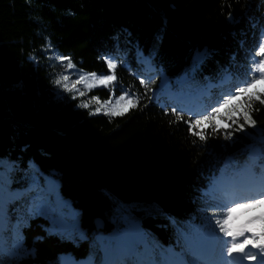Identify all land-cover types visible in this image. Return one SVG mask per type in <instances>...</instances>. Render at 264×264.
<instances>
[{
    "label": "trees",
    "instance_id": "16d2710c",
    "mask_svg": "<svg viewBox=\"0 0 264 264\" xmlns=\"http://www.w3.org/2000/svg\"><path fill=\"white\" fill-rule=\"evenodd\" d=\"M262 30L264 0H0V159L15 166L14 189L26 190L37 175L39 187L28 200L49 177L56 178L60 198L71 203L89 238L71 241L53 233L50 220L27 212V200L11 208L14 219L23 217L27 255L0 257V264H61L62 254L99 261L97 219L105 221L104 233L123 231L128 218L163 246L176 243L177 228L199 225L211 215L213 201L204 200L202 191L228 157L240 169L249 165L256 174L264 173V163L259 157L252 162L249 151L264 147L259 102L251 113L255 128L246 125L230 140L208 130V138L200 141L183 121L170 123L172 106L153 100L162 73L177 91L178 78L204 50L208 54L191 86L205 88L230 75L212 98L227 94L248 72ZM139 51L151 59L153 70L142 71ZM53 55L97 74L108 73L104 57L114 58L115 93H135L140 104L123 116L90 114L54 84L64 65L56 64ZM110 95L108 88H96L88 97L104 101ZM116 217L124 218L122 224Z\"/></svg>",
    "mask_w": 264,
    "mask_h": 264
},
{
    "label": "snow or ice",
    "instance_id": "6c2138e0",
    "mask_svg": "<svg viewBox=\"0 0 264 264\" xmlns=\"http://www.w3.org/2000/svg\"><path fill=\"white\" fill-rule=\"evenodd\" d=\"M50 48L51 45L49 44ZM207 50L197 51L193 58L192 71L207 56ZM259 58V59H257ZM55 59L64 66V72L76 69L71 75L61 73L54 84L63 91L73 93L72 98L84 97L97 87L108 88L111 95L101 101L98 96L82 100L77 106L90 108L98 105L90 114L103 111L109 117L123 116L129 109L137 108L140 97L135 93L122 89L121 94L115 95L116 68L114 58L104 57L108 68L107 74L86 72L77 69L71 58L56 55ZM235 59V58H233ZM185 74L184 80H187ZM140 83L148 91L150 85L141 80ZM155 83V81H153ZM180 83V81H178ZM83 86V90L79 86ZM167 87V81L162 85ZM176 100L171 107V115L175 123L183 121L189 134L205 141L208 135L223 133L226 140L232 139L234 132L245 131V126L255 128L256 121L252 117L254 103L264 106V30L260 38L254 42L251 52L250 68L241 81L227 94L218 97L215 102L207 106L193 107L184 103L183 93H170ZM151 99V97H149ZM114 100V103H113ZM146 106V105H145ZM258 111L259 109H255ZM187 113V118L185 114ZM166 114L167 111H166ZM242 121V122H241ZM261 143L264 144V132L261 133ZM250 160L255 162L259 157L264 163V147L249 149ZM14 164L0 159V257H15L27 252L23 246L20 227L23 217H17L15 224L11 223L8 215V205L27 192L36 190L40 181L37 175L31 177V183L24 191L11 189V172ZM233 174L229 175V169ZM241 172L250 173L249 165L240 169L234 165L232 157H228L219 176H213L209 184V192L213 202L209 204L211 215L205 216L199 225L188 224L177 228L176 247H164L148 234L142 232L135 222L125 218L127 227L117 230L108 237H100L99 243L103 249V259L100 264H264V174L252 176L248 181L241 182L238 177ZM47 188L30 197L27 212L33 215L49 216L53 230L66 231L71 234L77 225L73 219L71 224L66 222L68 216L75 217L73 212L60 209L66 205L57 198L55 205L44 198L45 191L54 190L55 182L46 180ZM175 223V220H173ZM2 264H7L3 261ZM62 264H96L93 256L83 261H75L70 257L62 258Z\"/></svg>",
    "mask_w": 264,
    "mask_h": 264
},
{
    "label": "rangeland",
    "instance_id": "374dc122",
    "mask_svg": "<svg viewBox=\"0 0 264 264\" xmlns=\"http://www.w3.org/2000/svg\"><path fill=\"white\" fill-rule=\"evenodd\" d=\"M55 56L56 55H53V58H54V60L56 61V64H61V62L60 61H58V60H56L55 59ZM62 65V64H61ZM64 66L66 65V61L64 62V64H63ZM197 69V68H196ZM196 69H195V71H192V68L188 71V78H187V81L189 80V81H192L193 80V78H194V76H195V74H196ZM76 71V69H73V70H69V72H63L64 74H69V75H71L73 72H75ZM185 77V76H184ZM77 77L75 76V75H71V79L72 80H75ZM80 88H81V90H83V86L81 85V86H79ZM97 88H103V87H97ZM94 89H96V88H94ZM93 90V89H92ZM91 90V91H92ZM61 91H62V88H61ZM63 92H65V91H63ZM89 93L90 92H88L87 93V95L86 96H84V97H77L76 99H79L80 100V102L82 101V100H87V99H89L90 97H88V95H89ZM72 96H73V93H72ZM118 97V96H117ZM113 103H114V100H113ZM98 105H95V104H93V105H91L90 106V108H88V109H91L92 111L95 109V107H97ZM85 109H87V108H85ZM129 111V110H128ZM127 111V112H128ZM97 114H103V115H105L104 113H103V111H101L100 113H97ZM13 173V170H12V172H11V174ZM11 174H10V176H11ZM245 175H243V177H244ZM249 176L250 177H252V173L250 172V174H249ZM52 180V181H54L55 182V187H54V190L53 191H51V192H47V191H45V193H44V198H46V199H48V200H50V201H52L53 202V205H55V202H56V200H57V198H59V200L60 201H62L61 199H60V197H59V195H58V193H57V190H58V188H59V182H58V180L56 179V178H53V177H49L47 180ZM244 180H246V181H248L249 179H243V181ZM12 181V180H11ZM47 188V185L45 186V188L43 189V190H45ZM11 189L12 190H18V189H14L13 187H12V182H11ZM21 191V190H20ZM32 192V191H31ZM31 192H27L25 195H22L21 197H19L17 200H15L14 202H12V203H10L9 205H8V215H9V217H10V220H11V223L12 224H15L16 222H17V220L16 219H14V216H13V214H12V211H11V208L15 205H18V204H22V203H24L25 201H27L28 200V197H27V195H28V193H31ZM208 196H210V195H208ZM28 201H30V199L28 200ZM63 202V204L64 205H66V208H62V209H60V210H62V211H65L66 213L67 212H73V213H75V217L73 218V217H70V216H68L67 218H66V222L68 223V224H71L72 223V221H73V219L75 220V222H76V225H77V229H76V231H74V232H72L71 234H69V232H66V231H60V230H53L54 232H58V233H61V234H64V236H66V237H72V236H77V238L79 239V240H88V237L86 236V233L81 229V227H80V223H79V221H78V217H79V215L75 212V211H73L72 209H71V207H70V203H68V202H64V201H62ZM23 205V204H22ZM117 215V214H116ZM44 216H46V215H44ZM47 218H49L50 219V217L49 216H46ZM124 218H122V217H116L115 218V220H116V224H122L121 223V220H123ZM51 220V219H50ZM131 221H133V222H135L136 224H138V226H139V228L141 229V227H140V222H136L135 220H131ZM101 230V229H100ZM113 234V233H112ZM112 234H109V235H104V234H98L97 235V237H96V239H97V241L99 242V238L100 237H108V236H110V235H112ZM100 244V243H99ZM24 246V245H23ZM101 246V245H100ZM25 248V247H24ZM26 249V248H25ZM102 252H103V249H102ZM27 255V252H25V253H22V254H20V255H18V256H15V257H11V256H9V258H24L25 256ZM67 257H69V256H65V257H62V258H67ZM62 258H61V262H62Z\"/></svg>",
    "mask_w": 264,
    "mask_h": 264
},
{
    "label": "water",
    "instance_id": "95a60500",
    "mask_svg": "<svg viewBox=\"0 0 264 264\" xmlns=\"http://www.w3.org/2000/svg\"><path fill=\"white\" fill-rule=\"evenodd\" d=\"M105 226V221L102 219H97L96 220V228L97 230L103 229Z\"/></svg>",
    "mask_w": 264,
    "mask_h": 264
},
{
    "label": "bare ground",
    "instance_id": "6f19581e",
    "mask_svg": "<svg viewBox=\"0 0 264 264\" xmlns=\"http://www.w3.org/2000/svg\"><path fill=\"white\" fill-rule=\"evenodd\" d=\"M242 182H246V180L242 181Z\"/></svg>",
    "mask_w": 264,
    "mask_h": 264
}]
</instances>
